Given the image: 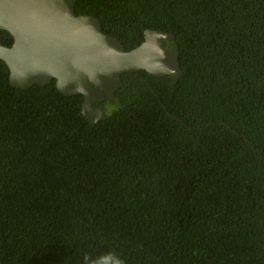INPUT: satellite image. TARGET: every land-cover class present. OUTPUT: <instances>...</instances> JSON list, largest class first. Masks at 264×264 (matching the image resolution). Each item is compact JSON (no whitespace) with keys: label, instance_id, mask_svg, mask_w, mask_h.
I'll use <instances>...</instances> for the list:
<instances>
[{"label":"trees","instance_id":"trees-1","mask_svg":"<svg viewBox=\"0 0 264 264\" xmlns=\"http://www.w3.org/2000/svg\"><path fill=\"white\" fill-rule=\"evenodd\" d=\"M76 13L126 50L173 33L184 74H124L91 124L83 96L14 88L0 59V264H264V0Z\"/></svg>","mask_w":264,"mask_h":264},{"label":"water","instance_id":"water-1","mask_svg":"<svg viewBox=\"0 0 264 264\" xmlns=\"http://www.w3.org/2000/svg\"><path fill=\"white\" fill-rule=\"evenodd\" d=\"M78 0H0V59L10 71V84L20 90L55 82L65 96H83L82 116L96 124L107 115L100 104L121 88L122 76L146 71L168 76L176 84L184 70L173 33L147 30L144 42L126 50L107 35L97 17L77 15Z\"/></svg>","mask_w":264,"mask_h":264},{"label":"clouds","instance_id":"clouds-1","mask_svg":"<svg viewBox=\"0 0 264 264\" xmlns=\"http://www.w3.org/2000/svg\"><path fill=\"white\" fill-rule=\"evenodd\" d=\"M111 94V93H110ZM86 261H87V257L85 258ZM113 264H122V262L120 260H114L113 261Z\"/></svg>","mask_w":264,"mask_h":264}]
</instances>
